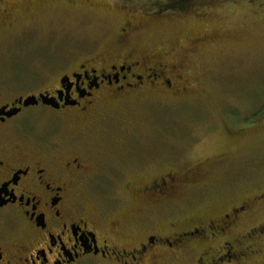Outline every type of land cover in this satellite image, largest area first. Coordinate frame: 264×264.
<instances>
[{
    "label": "flooded vegetation",
    "instance_id": "1",
    "mask_svg": "<svg viewBox=\"0 0 264 264\" xmlns=\"http://www.w3.org/2000/svg\"><path fill=\"white\" fill-rule=\"evenodd\" d=\"M29 12L32 8L11 11L10 1L0 0V39L19 40L18 23ZM138 22L127 14L110 46L66 59L53 83L31 95L39 100L32 107L71 120L74 131L66 145L13 126L26 110L16 101L28 96L0 105V111L21 109L12 117L0 115V264H252L263 259L264 192L237 204L217 198L191 209L185 194L203 184L198 180L202 164L181 174L142 173L152 166L136 153L135 134L142 124L129 110L154 99L186 102L193 86L184 67L171 63L170 52L161 55L132 44L142 30ZM42 94L57 108L44 104ZM109 189H121L130 206L102 202ZM207 209L212 211L205 214Z\"/></svg>",
    "mask_w": 264,
    "mask_h": 264
},
{
    "label": "rangeland",
    "instance_id": "2",
    "mask_svg": "<svg viewBox=\"0 0 264 264\" xmlns=\"http://www.w3.org/2000/svg\"><path fill=\"white\" fill-rule=\"evenodd\" d=\"M9 1L11 11L32 12L19 19L16 36L23 40L0 39V105L49 87L66 59L110 46L127 14L135 15L142 30L132 44L170 52L193 86L186 102L154 99L129 110L142 124L136 153L152 166L142 173L181 174L202 164L203 184L185 194L191 209L217 198L237 204L264 192V0L217 1L205 12L192 10L202 0ZM158 9L164 12L157 15ZM63 115L30 107L12 124L64 146L74 130ZM121 194L105 190L101 201L126 209L128 197ZM259 262L252 264H264V257Z\"/></svg>",
    "mask_w": 264,
    "mask_h": 264
},
{
    "label": "water",
    "instance_id": "3",
    "mask_svg": "<svg viewBox=\"0 0 264 264\" xmlns=\"http://www.w3.org/2000/svg\"><path fill=\"white\" fill-rule=\"evenodd\" d=\"M39 99H41L44 102V104H47V105L52 106L54 108H57L54 99L49 98V96H45L42 94V95H40ZM38 103H39V100L36 96H31V97H28L26 99L20 98L19 100L16 101V104H19L20 106H23L25 108L36 106V105H38ZM14 106H15V104H14ZM7 108L8 107L3 108L0 111V115H4L6 117H12L14 115H17L21 111V109H19V108H13L7 112L6 111Z\"/></svg>",
    "mask_w": 264,
    "mask_h": 264
},
{
    "label": "trees",
    "instance_id": "4",
    "mask_svg": "<svg viewBox=\"0 0 264 264\" xmlns=\"http://www.w3.org/2000/svg\"><path fill=\"white\" fill-rule=\"evenodd\" d=\"M203 1H207V0H202V3L200 4L199 3V5L198 6H194V8L192 9V10H199V9H201L202 11L201 12H205V11H208L209 9H212V7H214L213 5H217L218 3H222V2H224V0H212V3H210V4H207V3H204ZM217 1H218V3H217ZM230 1V0H229ZM231 1H233V2H242V3H244V2H246V1H248L247 3H249V1L251 2V3H253L254 2V0H231ZM194 2L195 3H197L198 2V0H194ZM200 11V10H199ZM264 112V111H263ZM262 112V113H263ZM261 113V112H260Z\"/></svg>",
    "mask_w": 264,
    "mask_h": 264
}]
</instances>
